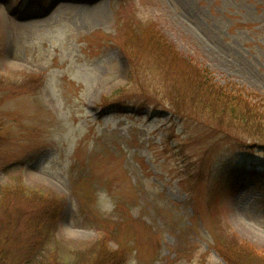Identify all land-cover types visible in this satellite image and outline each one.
I'll use <instances>...</instances> for the list:
<instances>
[{"label":"rangeland","instance_id":"obj_1","mask_svg":"<svg viewBox=\"0 0 264 264\" xmlns=\"http://www.w3.org/2000/svg\"><path fill=\"white\" fill-rule=\"evenodd\" d=\"M150 28L218 84L264 101V0H0L6 264L35 241L33 264H91L101 241L122 264H233L218 250L228 242L264 261L263 179L216 187L263 156L211 145L208 122L160 114L180 70L144 50ZM119 91L120 112L105 105ZM20 190L61 203L56 223L37 233L41 201Z\"/></svg>","mask_w":264,"mask_h":264},{"label":"trees","instance_id":"obj_2","mask_svg":"<svg viewBox=\"0 0 264 264\" xmlns=\"http://www.w3.org/2000/svg\"><path fill=\"white\" fill-rule=\"evenodd\" d=\"M150 29L152 30L149 36L150 44L145 38L144 50H155V53L149 51V54H156L155 58L162 68H170L168 64L172 63L175 65L174 67H179L180 70L177 72L180 77L178 85H174V83L169 85L170 92L163 96V101L166 100V102H162L164 109L160 114L172 115L177 119V124L185 123L187 120H194L196 123L198 121L208 122L212 132L206 133L204 136L211 145L218 146L221 143L239 142L238 146L245 148L244 151L260 152L263 156L257 165L253 164L252 167L245 165L233 168L230 172L229 170L222 171L218 176L217 188H222V185H225L226 188L233 191L241 182L249 180L253 181L254 184H260V181H257L259 177L264 182V101L258 100L257 95L236 84L229 86L218 84L210 71L200 69L185 59H179L175 50L169 48L161 34L152 28ZM164 78L166 77L164 76ZM165 81L172 80L168 77ZM122 92L119 91L108 101L106 100L105 105L120 112L119 110L122 109L118 110L117 107L125 108V103L121 102L120 98ZM108 107L104 106L103 109ZM144 109L147 111L150 110V107ZM187 140L191 141L193 138L188 136ZM6 190L7 192H14L13 188H6ZM17 195L23 196L27 201L40 199L41 212L39 211L37 214V221L41 224L36 221L34 225L36 230H39L36 231L37 233L40 232L39 226L43 222L56 223L61 210V203L59 206L56 199L38 196L37 193L36 195L34 193L35 196H30L25 194L24 190L17 191ZM36 203L39 204V201ZM8 240L9 237L5 239L4 243L0 242V262L4 264L7 263L10 253L6 248ZM96 245L97 247L93 251L96 257L91 264H122L125 261L123 253L120 250L112 249L109 242L101 241ZM40 247V242L35 241L27 248V255L20 256L18 264H33L38 254H32L31 250L37 252ZM245 247L242 244L228 242L218 247V250L228 262L233 264H264L261 258L257 257L256 254H251ZM76 263L79 264V262Z\"/></svg>","mask_w":264,"mask_h":264}]
</instances>
